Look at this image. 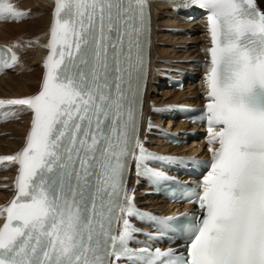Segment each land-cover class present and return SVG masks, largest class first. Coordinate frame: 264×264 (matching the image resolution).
I'll list each match as a JSON object with an SVG mask.
<instances>
[{"label":"snow or ice","instance_id":"6c2138e0","mask_svg":"<svg viewBox=\"0 0 264 264\" xmlns=\"http://www.w3.org/2000/svg\"><path fill=\"white\" fill-rule=\"evenodd\" d=\"M148 3L55 0L41 90L0 99V107L33 113L26 146L0 156L19 165L16 196L0 209L7 213L0 264H153L147 249L130 247L136 229L129 219L118 234L115 228L121 213L145 215L126 191L130 160L137 175L167 179L145 163L165 158L148 152L138 137ZM180 6L207 13L212 158L192 190L202 214L187 223V255L168 264H264V10L258 0H180ZM25 15L0 0V19ZM2 67L12 63L4 60Z\"/></svg>","mask_w":264,"mask_h":264},{"label":"bare ground","instance_id":"6f19581e","mask_svg":"<svg viewBox=\"0 0 264 264\" xmlns=\"http://www.w3.org/2000/svg\"><path fill=\"white\" fill-rule=\"evenodd\" d=\"M11 2L15 4V7L26 6V8H31L29 12L34 19L29 22H25L26 18H24L21 22L14 21L11 23L6 21L0 23V27L16 25L19 26V28L22 27V29L24 28L27 30V32L25 31L26 34L24 33L25 36L22 35L21 39L8 37L9 35H7L8 38H0V42L13 44L21 54V58L17 62L15 68L0 76V97L27 98L32 96L40 88L42 82L45 71L44 63L49 52L47 45L49 44L51 27L54 19L55 0H11ZM259 2L264 7V0H259ZM169 11L168 4L156 3L153 8L154 43L152 60L154 66H160V59L181 63L184 59L200 58L203 54V49L206 47L207 38L205 33L199 34L196 32L189 37L188 35L174 36L165 32L167 26L173 24H185L186 26L191 27L192 30L202 28L201 25H196L195 22L186 23L184 21L171 20L168 17L170 13ZM198 43L201 45L198 46ZM187 46L188 49L186 50L185 47ZM30 65H36V68L41 65V67H39L41 68V75L39 74L40 80L37 85V77L39 76H36V72L24 71L28 67L30 68ZM20 69H22V74L17 73ZM205 87L204 81H200L198 84L186 85V89L183 91L164 89L163 91L156 93L152 90L151 84L148 95L157 102L162 103L177 101L197 104L201 101V93ZM20 108L21 113L16 118L0 125V154L16 155L26 145V138L31 126L32 114L25 108V106H20ZM158 121L161 122L164 121V119L159 118ZM168 126H172L174 130H182L187 126V123H174L171 121ZM158 143L157 146H159L160 149L172 150L173 152H177L180 149L185 150L188 147H172L164 140H159ZM196 143V141H193L189 147ZM193 151H198V149H193ZM15 173L16 170L15 172L13 170H3V172H0V204L5 203L13 194ZM141 188L142 186L139 184L138 189ZM143 193V190L138 191V194L140 195ZM164 200L165 198L163 197H150L141 200L140 202L145 208H162L165 209L166 212L174 210L173 206H175L176 203L166 205L163 202Z\"/></svg>","mask_w":264,"mask_h":264},{"label":"rangeland","instance_id":"374dc122","mask_svg":"<svg viewBox=\"0 0 264 264\" xmlns=\"http://www.w3.org/2000/svg\"><path fill=\"white\" fill-rule=\"evenodd\" d=\"M17 8V10H24V9H26V10H28V11H30V9L31 8H29V7H27L26 8V6H19V7H16ZM34 19V17L33 16H31V14H30V12H29V15H27V17H26V21L25 22H29V21H31V20H33ZM8 25V24H7ZM14 26V27H13ZM16 25H8V26H2V27H0V38H5V37H7V35H9L8 37H16V39H21L22 38V35H24L25 36V31L27 32V30H25L24 28V30L22 29V27H20L19 28V26H16ZM4 29V30H3ZM25 33V34H24ZM21 35V36H20ZM7 37V38H8ZM39 67H41V65H39L38 66V68ZM36 68V65H30V68L28 67L26 70H24L25 72L26 71H34V72H36L35 74H36V76H39V77H37V82H36V85L37 84H39V80H40V75H41V68ZM40 71V72H39ZM17 73L18 74H22V69H20V70H18L17 71ZM40 74V75H39Z\"/></svg>","mask_w":264,"mask_h":264}]
</instances>
